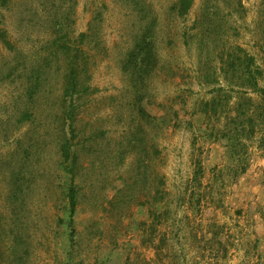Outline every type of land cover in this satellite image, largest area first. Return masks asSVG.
<instances>
[{
    "label": "rangeland",
    "instance_id": "1",
    "mask_svg": "<svg viewBox=\"0 0 264 264\" xmlns=\"http://www.w3.org/2000/svg\"><path fill=\"white\" fill-rule=\"evenodd\" d=\"M191 1L0 5V264H264V0Z\"/></svg>",
    "mask_w": 264,
    "mask_h": 264
},
{
    "label": "trees",
    "instance_id": "2",
    "mask_svg": "<svg viewBox=\"0 0 264 264\" xmlns=\"http://www.w3.org/2000/svg\"><path fill=\"white\" fill-rule=\"evenodd\" d=\"M8 0H0V5H5ZM191 0H180V5L183 8V14H186L187 11L191 7ZM0 29V37L3 36ZM3 38V37H1ZM240 51L244 52L242 48L239 47ZM248 57V55H245ZM253 59L247 58L246 60L238 63V65H234L232 63V66L235 67L234 74H236L237 79L240 81L239 88L244 90H253L255 92H258L260 96L264 98V89L259 88V77L253 75V71L251 70V66L253 64ZM230 66V67H232ZM257 74L259 76L263 75V72L261 70L257 69ZM241 89V90H242ZM246 92V91H245ZM248 101L251 105L253 103V100L251 97H248L245 99ZM216 99H212L211 101H204L202 104L201 112L205 115V117L208 119L212 112L214 111L216 113ZM230 112L229 114H232L231 117V124L227 126L225 129L226 131H220L216 138H226L228 142V148L229 151L233 152L234 154L239 151L240 149H244L248 146V141H251L254 139L257 134L259 133V128L264 124V114L261 113V121L259 122L258 119H255L253 113V109L250 108V106L243 107L241 109H233L229 107ZM232 110V111H231ZM263 122V123H262ZM211 136L213 133H211ZM262 138L264 139V135H262ZM68 151L64 150V157H68ZM237 163L241 165V171L242 173H245L247 169L248 164V158L247 154H239V157L237 158ZM69 198H70V221L69 224L72 228L73 225V216L75 213V204H76V192L73 186H70L69 188ZM73 233V232H72Z\"/></svg>",
    "mask_w": 264,
    "mask_h": 264
}]
</instances>
